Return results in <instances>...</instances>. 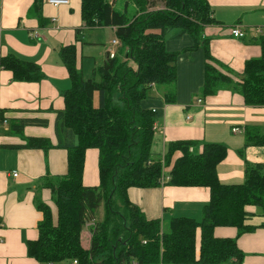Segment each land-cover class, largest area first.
Returning a JSON list of instances; mask_svg holds the SVG:
<instances>
[{
  "label": "trees",
  "instance_id": "16d2710c",
  "mask_svg": "<svg viewBox=\"0 0 264 264\" xmlns=\"http://www.w3.org/2000/svg\"><path fill=\"white\" fill-rule=\"evenodd\" d=\"M159 2L124 0L118 8L115 0H81L85 26L116 28L121 46L114 59L107 55L89 80L77 68L76 46L60 50L72 82L71 89L63 94L65 108L57 119V147L68 152V173L56 184L48 182L55 195L56 214L48 205L38 204L42 213L40 237L28 242L27 249L29 257L40 264L243 263L245 255L238 238L257 229L248 224V208L255 207L264 216V165L249 166L244 183L228 185L218 174L229 155L225 145L178 141L168 145L163 157L155 156L156 115L145 110L142 103L156 86L168 88L165 101L175 104L177 61L183 53L202 48L204 84L195 96L198 100L229 90L241 95L247 106H264V35L256 42L261 58L247 61L243 75L235 78L222 70L226 67L212 56L210 39L204 36L207 26L218 24L208 0H161L163 9L152 10ZM45 3L35 0L32 9L37 10L41 22ZM175 29L180 31L177 38L189 35L194 45L181 52L168 51L165 39ZM0 65L13 74L15 82L39 83L45 78L38 64L15 55L2 58ZM96 95L98 106L94 103ZM246 139L248 145L264 147V133L258 128H249ZM23 147L44 152L55 148L43 138L29 139ZM89 149L99 151L98 187L83 183ZM166 178L169 181L164 182ZM163 185L208 188L211 200L203 209L201 222L148 219L129 198L131 189ZM101 208L103 219L95 223L87 250L82 246V233ZM219 227L237 229L238 237L217 238L215 230Z\"/></svg>",
  "mask_w": 264,
  "mask_h": 264
},
{
  "label": "crops",
  "instance_id": "0c3cea01",
  "mask_svg": "<svg viewBox=\"0 0 264 264\" xmlns=\"http://www.w3.org/2000/svg\"><path fill=\"white\" fill-rule=\"evenodd\" d=\"M208 2L218 22L204 30L205 38L210 39L211 54L226 67L222 69L224 72L239 78L247 61L262 56L256 42L264 35V0ZM34 3L35 0H0V60L15 55L38 64L45 75L39 83L15 82L13 74L0 65V264H40L29 257L27 249L28 242L40 237L42 213L38 204L48 205L56 214L55 195L48 182L52 180L56 184L68 173V152L57 147L60 141L57 119L65 108L63 94L71 89L72 82L60 50L63 46L75 45L77 68L85 75L90 58L85 56L91 53L90 47L98 45L86 31L116 32L114 27L87 28L81 15V0H71L68 6L59 7L45 3L40 14L43 22L37 10L32 11ZM233 28L241 29L246 36L235 38ZM172 32L165 39L168 51L181 52L194 45L191 36L177 38L180 31ZM101 46L106 52L96 61L95 69L105 62L110 52L106 44ZM204 69L202 48L183 53L177 61L176 103H166L164 96L169 89L156 86L150 98L143 101L142 107L156 115L153 148L158 149V157H163L168 145L178 141L225 145L229 155L218 168L220 181L228 185L242 184L249 166L264 165V147L248 145L246 139L249 128H258L264 133V106H247L241 95L229 90L198 100L195 96L204 84ZM94 103L98 106V95ZM235 128L245 132L233 133ZM32 138L48 139L56 149L44 152L24 148ZM14 172L19 174L17 178L12 176ZM168 172L167 169L166 175ZM83 183L87 187L100 185L96 149L86 152ZM129 198L148 219L168 223L173 218H189L201 222L211 192L208 188L163 185L131 189ZM248 211L251 213L248 224L257 229L238 238L239 248L245 255L242 264H264V216L255 207H249ZM101 213L98 210L82 233V245L87 250L91 246L92 227L102 221L104 211ZM215 236L235 239L238 230L219 227ZM200 239L199 229L198 251Z\"/></svg>",
  "mask_w": 264,
  "mask_h": 264
},
{
  "label": "rangeland",
  "instance_id": "374dc122",
  "mask_svg": "<svg viewBox=\"0 0 264 264\" xmlns=\"http://www.w3.org/2000/svg\"><path fill=\"white\" fill-rule=\"evenodd\" d=\"M115 1L118 3L117 4V7L120 8L121 7V3L120 2H122L124 0H115ZM158 1H160V2L158 3L157 7L154 8V9H152V10L163 9V5H162L161 0H158ZM176 31H178V29H175V30H173V32L172 31L171 32L172 33H176ZM86 32L89 35H91L92 36V39L96 40V44H98V45H96L94 47H90L91 48L90 49L91 50V53L90 54H86V56H85L86 58L87 57H90V58L87 59L88 60L87 61L88 64H87L86 70H85V73L86 74L83 75V77L85 78V80H89V79L92 78L93 69H95V67L97 66L96 61L97 60H100L104 56V54L106 52V48L102 47L101 45L106 44L108 51L109 50H110V52L115 51L116 53L119 52L120 47L115 48L112 45V42L113 41L118 40V37L116 36V32H114V31H109V30H95V31H86ZM131 66L134 67V68H136V64H134V63H132ZM153 152H155V153L158 152V149L153 148ZM156 156L158 157L157 153H156ZM102 211H103V208L100 209V213ZM101 215H102V213H101ZM94 227L95 226L92 227V233H93ZM197 250H198V247H197ZM198 255H199V251H198Z\"/></svg>",
  "mask_w": 264,
  "mask_h": 264
},
{
  "label": "built area",
  "instance_id": "2783aa9c",
  "mask_svg": "<svg viewBox=\"0 0 264 264\" xmlns=\"http://www.w3.org/2000/svg\"><path fill=\"white\" fill-rule=\"evenodd\" d=\"M46 2H47V4L52 5L54 7H59V6H68L70 4L71 0H46ZM232 34H233V36L235 38H244L246 36V34L239 28H233L232 29ZM113 45L116 46V47H120L121 43H120L119 40H115L113 42ZM116 55H117V53L115 51L109 52L110 59H114L116 57ZM155 129H156V127H154V130ZM243 132H245V131L241 130V129H238V128L233 129V133H237L238 134V133H243ZM18 175L19 174L17 172H14L12 174V176L14 178H17ZM167 181H169V178H166L164 180V182H167ZM75 263H77V262H75Z\"/></svg>",
  "mask_w": 264,
  "mask_h": 264
}]
</instances>
